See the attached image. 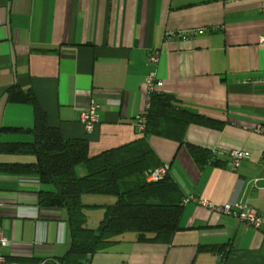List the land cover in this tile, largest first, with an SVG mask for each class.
<instances>
[{
    "label": "crops",
    "instance_id": "0c3cea01",
    "mask_svg": "<svg viewBox=\"0 0 264 264\" xmlns=\"http://www.w3.org/2000/svg\"><path fill=\"white\" fill-rule=\"evenodd\" d=\"M263 4L0 0V148L34 140L3 131L34 125L33 107L10 100V90L31 91L49 124L67 140L86 139L91 157L133 143L143 137L136 121L146 110L151 74L163 83L158 91L185 109L225 123L222 129L190 125L184 139L215 154L219 167L200 168L186 144L148 137L184 199L197 201L183 203L172 244L139 242L126 233L83 264H264V136L254 133L264 124ZM198 30L204 33L183 35ZM92 102L99 106V124L87 133L80 115ZM236 149L251 156L234 172L228 164ZM34 161L32 155L0 152L1 164ZM51 189L36 176L0 172V230L9 242L0 254L61 264L70 247L67 214L39 206V192ZM235 200L260 213L261 229L199 204ZM83 202L86 226L97 229L115 198L88 195Z\"/></svg>",
    "mask_w": 264,
    "mask_h": 264
},
{
    "label": "trees",
    "instance_id": "16d2710c",
    "mask_svg": "<svg viewBox=\"0 0 264 264\" xmlns=\"http://www.w3.org/2000/svg\"><path fill=\"white\" fill-rule=\"evenodd\" d=\"M8 95L14 102L33 107L34 125L28 130L7 128L3 131L27 133L34 140L2 145L0 152L32 155L35 161L0 163V172L36 176L52 188L39 192V206L61 209L67 214L70 247L61 264L89 262L93 255L126 233L135 234L139 242L172 244L181 230L184 195L169 175L157 183L146 182V174L163 165L148 137H162L185 145L190 125L222 129L224 122L190 112L173 95L156 91L151 93L149 108L144 112L143 137L91 157L86 139L67 140L58 128L49 124L47 113L31 91L10 90ZM186 147L200 168L222 166L212 152L189 144ZM88 195L115 198L113 204L105 206L104 218L97 229L86 226L87 206L83 197ZM203 249L215 251L217 248ZM6 259L7 264H38Z\"/></svg>",
    "mask_w": 264,
    "mask_h": 264
},
{
    "label": "built area",
    "instance_id": "2783aa9c",
    "mask_svg": "<svg viewBox=\"0 0 264 264\" xmlns=\"http://www.w3.org/2000/svg\"><path fill=\"white\" fill-rule=\"evenodd\" d=\"M262 9L264 12V4L262 5ZM204 30H198V31H188L184 33V36H194L196 34H203ZM260 43L264 44V36L260 38ZM150 61L152 63H157L158 58L157 56H151ZM155 74H151L148 79V96H147V106L146 109L149 108V101L151 97V93L158 91V89L163 87L162 82H158L156 80ZM98 109L99 106L92 102L89 107L81 113L80 115V122L84 126L87 133H92L95 129V127L99 124V117H98ZM146 123V117L144 114L140 115L137 118L136 126L137 130L142 133L145 128ZM254 133L260 136H264V124L258 125L254 129ZM250 152L247 150H240L236 149L233 150L230 153V162L229 167L232 171H237V169L240 167L242 162L246 161L250 158ZM170 166L169 164H163L162 166L154 169L150 173H147L145 176V180L147 183H157L161 180H163L166 176L169 175ZM190 201H195L193 198L184 199L183 203H189ZM199 204L206 206L210 208L213 211H216L224 216L233 218L237 220L240 223L245 224L247 227L253 228V229H261L263 227V219L260 215V213L253 207H250L246 204H242L238 201H233L230 203H227L224 206H215L214 204H211L207 201H200ZM9 246L8 240L4 237L3 232L0 230V247H7ZM0 264H7V259L5 256L0 254ZM45 264V263H42Z\"/></svg>",
    "mask_w": 264,
    "mask_h": 264
}]
</instances>
